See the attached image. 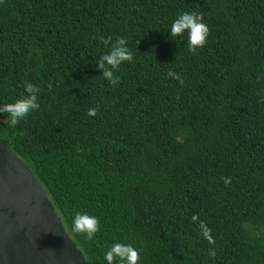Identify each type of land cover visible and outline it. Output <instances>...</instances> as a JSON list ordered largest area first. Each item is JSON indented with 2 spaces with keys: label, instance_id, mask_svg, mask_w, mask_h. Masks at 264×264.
Here are the masks:
<instances>
[{
  "label": "trees",
  "instance_id": "trees-1",
  "mask_svg": "<svg viewBox=\"0 0 264 264\" xmlns=\"http://www.w3.org/2000/svg\"><path fill=\"white\" fill-rule=\"evenodd\" d=\"M193 11L208 28L194 52L167 33ZM117 38L133 60L110 85L97 60ZM25 83L39 108L15 128L0 113V141L86 264L114 239L138 264H264V0H0V105ZM81 210L92 240L71 230Z\"/></svg>",
  "mask_w": 264,
  "mask_h": 264
},
{
  "label": "water",
  "instance_id": "water-1",
  "mask_svg": "<svg viewBox=\"0 0 264 264\" xmlns=\"http://www.w3.org/2000/svg\"><path fill=\"white\" fill-rule=\"evenodd\" d=\"M0 264H86L28 164L1 141Z\"/></svg>",
  "mask_w": 264,
  "mask_h": 264
},
{
  "label": "clouds",
  "instance_id": "clouds-1",
  "mask_svg": "<svg viewBox=\"0 0 264 264\" xmlns=\"http://www.w3.org/2000/svg\"><path fill=\"white\" fill-rule=\"evenodd\" d=\"M168 36L179 37L186 35L187 48L189 51H195L202 47L208 36V28L203 22L201 14L198 12H180L170 22L168 26ZM109 41H105L108 44ZM133 56L127 47L125 38H117L111 42L108 50L99 56L97 67L100 75L110 85L119 82V76L114 75V71L124 62H132ZM179 83H183L179 77L173 73H169ZM39 89L32 83H25L23 92L13 99L11 102L0 105V113H7L9 128H15L30 112L39 108L37 93ZM88 115H95V109H90ZM225 185L230 183L228 178L223 179ZM192 220L197 221V216L193 215ZM71 230L83 235L87 240L94 239L99 230L98 220L95 215H90L87 211H77L71 218ZM199 230L203 238L209 244L213 243L210 236V229L203 221H199ZM209 255H215L213 249H209ZM105 264H138L140 255L138 250L130 243L113 240L103 253Z\"/></svg>",
  "mask_w": 264,
  "mask_h": 264
}]
</instances>
